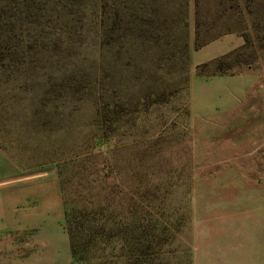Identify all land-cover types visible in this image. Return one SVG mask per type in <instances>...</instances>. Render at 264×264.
I'll list each match as a JSON object with an SVG mask.
<instances>
[{"label":"rangeland","instance_id":"1","mask_svg":"<svg viewBox=\"0 0 264 264\" xmlns=\"http://www.w3.org/2000/svg\"><path fill=\"white\" fill-rule=\"evenodd\" d=\"M43 174L87 228L68 264H233L264 225V0H0V184ZM35 236L0 264H64Z\"/></svg>","mask_w":264,"mask_h":264},{"label":"crops","instance_id":"2","mask_svg":"<svg viewBox=\"0 0 264 264\" xmlns=\"http://www.w3.org/2000/svg\"><path fill=\"white\" fill-rule=\"evenodd\" d=\"M28 181H33L36 188L44 191L34 193L31 198L28 194H21L14 205L10 200L6 207L0 203V232L34 231L37 248L55 250L53 256L62 257L64 264H68L72 261L71 244L65 228L66 213L57 178L43 174L0 185L18 184L21 188ZM243 228V231L234 229L230 238L234 245L237 244L228 252L233 264H264V225Z\"/></svg>","mask_w":264,"mask_h":264},{"label":"trees","instance_id":"3","mask_svg":"<svg viewBox=\"0 0 264 264\" xmlns=\"http://www.w3.org/2000/svg\"><path fill=\"white\" fill-rule=\"evenodd\" d=\"M198 41H199V33L197 31V42ZM196 47L197 48L199 47L198 43ZM225 67L226 66L223 59H220L215 63V69L217 71L224 70ZM65 213H66L65 228L70 238L71 254L76 261L80 262L79 251L81 249L83 233L85 230H87V228L85 227L83 228L82 224L78 222L77 210H74L73 208L66 206Z\"/></svg>","mask_w":264,"mask_h":264}]
</instances>
